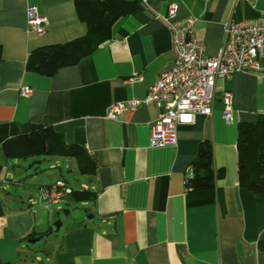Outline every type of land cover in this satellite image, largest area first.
Instances as JSON below:
<instances>
[{"label":"crops","instance_id":"0c3cea01","mask_svg":"<svg viewBox=\"0 0 264 264\" xmlns=\"http://www.w3.org/2000/svg\"><path fill=\"white\" fill-rule=\"evenodd\" d=\"M140 4L115 22L111 38L95 53L46 77L26 71L27 55L86 34L73 0H0V123L51 127L66 144L83 148L95 173L83 174L79 189L96 193L90 201L69 195L50 204L41 199L42 186L61 180L74 189L62 174L41 166L53 171L64 159L77 167L75 159L34 156L22 163L5 159L0 150V264H264V197L239 186L236 150L237 124L264 115V71L218 80L211 114L179 125L173 146H150L161 110L143 102L173 64L165 21L170 5H176V18H195L192 36L214 57L225 25L264 17V0ZM30 5L46 18L41 36L26 32ZM24 87L31 90L28 96L20 93ZM225 89L232 93L229 124L221 118ZM132 100L143 103L107 118L109 106ZM204 141L211 143L214 169H223L224 176L213 190L188 192L185 179ZM68 201L80 208L66 210L67 217L83 221L44 236L57 219L67 218L51 208Z\"/></svg>","mask_w":264,"mask_h":264},{"label":"built area","instance_id":"2783aa9c","mask_svg":"<svg viewBox=\"0 0 264 264\" xmlns=\"http://www.w3.org/2000/svg\"><path fill=\"white\" fill-rule=\"evenodd\" d=\"M176 10V5H170L165 19L171 35L173 64L160 73L148 88L143 101L161 110L160 117L151 127L152 147L173 146L179 125L192 123L197 114H211L218 80H230L235 73L264 71V17L226 24L225 38L219 53L209 57L205 54L204 44L192 36L195 18L178 19ZM26 15V32L43 35L47 21L39 14L37 7L28 6ZM20 93L28 96L31 90L24 87ZM143 102L132 100L112 104L107 109L106 116L116 118ZM221 102V118L225 123H232L231 91H223ZM72 191L67 184L58 180L52 185L42 186L40 196L50 204H59Z\"/></svg>","mask_w":264,"mask_h":264},{"label":"trees","instance_id":"16d2710c","mask_svg":"<svg viewBox=\"0 0 264 264\" xmlns=\"http://www.w3.org/2000/svg\"><path fill=\"white\" fill-rule=\"evenodd\" d=\"M73 4L79 20L87 27L86 34L31 50L25 62L26 71L50 77L62 67L79 63L111 38L116 21L141 9L140 0H73ZM1 54L0 46V59ZM0 150L7 160L34 156L73 158L81 174L95 173L94 162L83 148L66 144L51 127L39 124L0 123ZM236 150L239 186L264 197V115L255 123L237 124ZM1 171L0 167V174ZM223 176V169L213 167L211 143H200L190 175L185 179V189L213 190L215 181ZM95 196L90 190H73L71 194L75 202L90 201Z\"/></svg>","mask_w":264,"mask_h":264},{"label":"rangeland","instance_id":"374dc122","mask_svg":"<svg viewBox=\"0 0 264 264\" xmlns=\"http://www.w3.org/2000/svg\"><path fill=\"white\" fill-rule=\"evenodd\" d=\"M20 162H31L32 157L25 158V159H19ZM61 160L57 165V168L53 171L48 169V164L45 163L41 166V169L50 172H53L55 174H62L63 178L66 179V181L72 186L74 190H80L79 185L81 181L85 179V176L81 174L75 165V162L72 160V166H69V164L66 166L64 159H58ZM54 163V161H52ZM68 163V161L66 160ZM32 173V171H31ZM78 208H80L78 205L74 204L71 201H68L66 204H61L59 207H52L51 210L55 212H59V215L57 216L60 219L65 218V215L62 213L63 211L70 210L72 213L75 212ZM58 220V219H57ZM56 220V221H57Z\"/></svg>","mask_w":264,"mask_h":264},{"label":"water","instance_id":"95a60500","mask_svg":"<svg viewBox=\"0 0 264 264\" xmlns=\"http://www.w3.org/2000/svg\"><path fill=\"white\" fill-rule=\"evenodd\" d=\"M62 213L67 217L68 214H69V211H63ZM56 215L58 216L59 212H57ZM82 221H83L82 217H79L77 219H73V218L67 217L64 222H62L61 220H57L56 222H54L52 224V227L49 228L48 233H46L44 236L47 237L48 235H50L52 233V231H53L52 229H54L55 231H58L61 226L70 227V226H73V225L80 224ZM39 239H40L39 237L38 238H34V239L29 240L28 242L30 244H33L36 241H38Z\"/></svg>","mask_w":264,"mask_h":264}]
</instances>
